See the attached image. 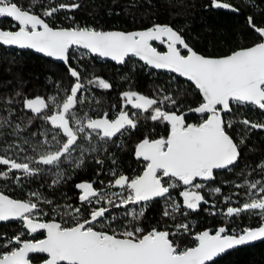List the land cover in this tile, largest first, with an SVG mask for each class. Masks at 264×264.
<instances>
[{
  "label": "snow or ice",
  "instance_id": "snow-or-ice-1",
  "mask_svg": "<svg viewBox=\"0 0 264 264\" xmlns=\"http://www.w3.org/2000/svg\"><path fill=\"white\" fill-rule=\"evenodd\" d=\"M210 5L240 14V9L230 2L210 0ZM80 7L76 0L58 4L56 0H48L47 5L45 0L35 3L28 0L27 6H22L19 0H0V18H11L14 22L8 29L0 28V46L34 49L63 62L74 85L65 90L66 97H49L51 104L39 96L25 97L23 108L36 114L26 122L15 121L14 110L6 107L7 115H0L2 178L15 179L16 171L31 178L54 171L58 179L53 184L67 183V175L60 168L62 165H70L74 170L84 167L85 142L96 138L103 144L122 149V138L131 135L148 119L165 125L167 134L158 138L146 134L136 144L134 157L145 162L140 174H124L115 153L107 155L106 160H94L101 166L96 175L107 174L110 180L75 184L82 193L76 199L83 207L61 210L45 197L43 204L51 206L46 213L37 193H33L36 202H32L10 198L0 191V222L16 220L22 226L14 239L5 240L0 235V241L4 242L0 246V264H33L36 254L40 255V264H213L230 249L264 240V162L257 165L261 179L248 180L245 172L238 173L241 182L233 187L246 191L225 197L222 202L226 210L208 213L227 218L244 214L255 217L256 226L238 231L222 225L214 232L203 230L196 234L189 223L179 219L198 212L202 205L214 209L216 205L210 204L209 199L222 189L215 187L203 195L207 182L214 181L217 172H231L238 166L244 141L237 138L238 142H234L233 122L226 117L233 114L234 107L245 105L264 111V14L259 22L253 16L246 17L247 28L255 36L251 45L237 47L223 56H206L194 50L183 31L170 24L155 23L135 31L103 30L80 26L75 17L69 15L65 19L72 24L59 25L56 19L59 13H71ZM36 8L43 10L37 12ZM154 41L166 45V51L154 47ZM73 48L110 58L120 65L127 64L130 58H138L152 69L167 70L186 78L201 98L196 107L188 109L199 114V121L188 123L185 112L178 114L183 101L171 95L165 94L158 100L131 90L122 93L123 100L147 116L141 118L138 113L130 116L123 108L112 119L106 113H100L101 118L82 115L76 106L78 92L84 89V84L79 68L71 63L70 49ZM96 83L106 90L112 88L103 79ZM16 96L21 93L17 92ZM12 103V100L5 102L6 105ZM53 107L55 113L49 114ZM45 109L49 111H43ZM35 119L50 122L51 127L40 134L43 141L34 140L37 132L29 130ZM242 123L264 130V123H251L247 119ZM6 136L16 137V140L9 143ZM103 144L101 149L107 152ZM88 146L97 151L91 143ZM10 150L12 155H7ZM106 161L114 167H103ZM198 178L200 182H196ZM105 184L118 191L109 194L103 190ZM94 185L102 190L98 191ZM178 189H182L177 191L182 198L180 203L172 196ZM157 199L166 205L162 215L173 222L171 229L146 230L141 226L147 208ZM240 199L244 200L242 204L238 202ZM234 200L236 205L230 206ZM121 209L122 218L113 214ZM114 224L123 226L118 230ZM38 233L44 238L37 239ZM188 234L194 235L195 246L181 248L177 239Z\"/></svg>",
  "mask_w": 264,
  "mask_h": 264
},
{
  "label": "trees",
  "instance_id": "trees-1",
  "mask_svg": "<svg viewBox=\"0 0 264 264\" xmlns=\"http://www.w3.org/2000/svg\"><path fill=\"white\" fill-rule=\"evenodd\" d=\"M35 2L36 0H33V3ZM47 2L48 0H45V5ZM61 2H68V0H56L57 4ZM76 2L81 5L79 9L71 13L61 12L56 17L60 26L67 27L72 24L71 20L65 19L69 15L74 16L80 26L86 25L103 30L131 31L144 29L155 23L170 24L175 29L182 30L190 42V46L206 56H223L237 47L251 45L255 36L247 28L246 17L253 16L259 22L264 14V0H223V2L236 5L240 9V14L216 9L210 5V0H76ZM19 3L22 6H27L28 0H19ZM250 4L251 6H249ZM42 10V8L35 9L37 12ZM12 25L10 20L0 18V28L8 29ZM70 53L73 54L71 63L79 68L82 82L86 88L84 95L80 96L81 91L78 92L79 103L76 107L79 110L82 108L96 109L98 117H100V113H106L108 118L112 119L121 108L128 111L131 116L133 112L131 113L130 109L132 108L122 97V93L129 90L158 100H162L165 94L171 95L177 100L183 101L181 110L196 107L201 99L197 90L190 83L170 73L150 70L134 58H130L125 65L115 66L85 53L84 56L79 57L77 52L72 49ZM101 79L110 83L112 88L103 89L96 83ZM71 86H74L72 78L69 77L68 69L63 64L52 62L28 51H16L0 46V115L6 116V107H11L15 112L13 119L17 122H26V119L33 118L36 114L23 108L25 97L39 96L46 101L53 95L63 98L68 94L65 90ZM17 92H20L21 96H16ZM7 100H12L13 103L6 105ZM161 107L163 109V104ZM43 111L48 112L49 110ZM254 111L251 106L234 107L233 114L226 117L233 122L234 142H238L235 137L236 133L241 135L239 140L244 141L240 147L241 159L234 171H221L211 182V185L222 189L220 194L214 193L209 199L210 204L216 205L214 209L203 206L196 213H191L187 217H179L180 220L191 225L193 233L208 226L223 225L227 222L231 225L230 219L226 216L208 213L212 211L219 213L224 210L226 205L222 201L228 195L236 191H246L233 187L236 183L241 182L238 173L245 172L248 180L262 178L257 165L264 162V131L252 129L242 123L244 119L251 123H264V115ZM51 113L52 110L49 114ZM137 113L141 118L147 116V113L142 110H137ZM48 125L50 126L49 123L35 119L33 128L29 129L37 132V136L33 139L41 141L40 129ZM164 126L150 119L143 120L137 130L122 138L121 143L124 145L122 149H117L111 144L96 143L97 151L85 155L86 163L82 169L74 170L70 165L61 166L60 169L67 175V183L53 184V181L58 179L54 171H48L46 175L39 178L27 177L16 171L15 179L6 180L2 178L3 169H0V191L14 199L32 202H36L33 193H37L46 213L49 212L51 206L43 204L45 197L54 201L61 210L66 209L67 206L70 208L83 207L76 199L80 190L76 189L74 185L97 179H102L105 182L110 180L107 174L99 177L96 175L101 166L94 160H106L107 155L115 153L122 172L128 175V172H131L137 164L133 158L135 144L146 134L151 135L152 138L166 135ZM5 138L9 143L16 140V137L6 136ZM102 144L107 152L101 149ZM6 154L12 155V151L10 150ZM103 167L111 169L114 166L106 161ZM94 187L98 191L100 190V186L94 185ZM104 187L107 185L105 184ZM107 188L104 190L109 192ZM173 194L176 202L180 203L176 199L175 193ZM238 202L242 204L244 200L240 199ZM236 203L237 201L234 200L232 205H236ZM165 208L163 200L155 201L147 208L141 226L146 230L153 227L171 229L173 222L162 215V210ZM118 211H122V209L114 211V214H117ZM177 215L179 216V213ZM44 218L46 219V217ZM236 221L239 225L248 226L258 223L255 217L244 214L237 217ZM122 226L121 224L113 225L118 230ZM18 228H20V224L16 222L0 224V235H3L5 240L11 239ZM177 242L181 248L193 245L191 234L180 236ZM3 243L0 241V246H3ZM213 264H264V240L227 252L215 259Z\"/></svg>",
  "mask_w": 264,
  "mask_h": 264
},
{
  "label": "flooded vegetation",
  "instance_id": "flooded-vegetation-1",
  "mask_svg": "<svg viewBox=\"0 0 264 264\" xmlns=\"http://www.w3.org/2000/svg\"><path fill=\"white\" fill-rule=\"evenodd\" d=\"M157 48H160L159 49V51H163L164 49H163V47L162 46H157ZM126 102V101H125ZM246 106H250V105H246ZM252 108H254V112L255 113H257V114H261V115H264V111H261V110H259L256 106H251ZM136 111V112H134V111ZM188 109H186V110H181V109H179L178 110V114L181 112V111H183V112H185V111H187ZM130 112L132 113L133 112V114L134 113H137V110H135V109H130ZM35 114V113H34ZM186 121L188 122V123H195V122H198L199 121V119H200V117L199 116H197V115H195V114H187L186 115ZM165 128H166V126H164ZM256 130H261V129H256ZM264 131V130H263ZM167 134V133H166ZM235 137L236 138H240L241 137V135L240 134H238V133H236V135H235ZM140 141V140H139ZM138 141V142H139ZM98 142H100V141H91L90 143H91V145H95L96 143H98ZM137 142V143H138ZM103 143V142H102ZM136 143V144H137ZM135 144V145H136ZM135 147V146H134ZM133 158H134V156H133ZM134 160L137 162V164L135 165V167H133L132 168V170H131V172H128V175H130V176H134V175H136V174H140V173H142V171H143V169H144V166H145V162H143L142 160H136L135 158H134ZM221 172V171H220ZM217 173H219V172H217ZM216 173V174H217ZM216 174H215V177H216ZM167 177H165L164 178V180L165 181H167ZM196 182H200V180H199V178H198V180L196 181ZM211 182L212 181H208L207 182V187H205V189L202 191V193L201 194H203V195H207L208 194V192L210 191V189H213V188H215V187H217V186H213V185H211ZM237 184V183H236ZM107 185V184H106ZM108 187V186H107ZM107 187H104V189L105 188H107ZM103 189V190H104ZM109 191H118V189L117 188H107ZM100 190H102L101 188H100ZM179 190H182V189H178V190H176V191H173L172 192V196L174 195L173 193H175V197H177L176 199L178 200V202H181V200H182V198L181 197H179L178 195H177V191H179ZM80 194H82L80 191H79V195ZM214 194V193H213ZM157 200H160V199H157ZM156 200V201H157ZM23 201H25V200H23ZM231 206H235V205H231ZM201 208H203V205H202V207ZM224 210H226V208L224 209ZM243 215V214H242ZM222 217H224V216H222ZM237 218V217H236ZM236 218H228V219H230L229 221L231 222L230 224L231 225H229L228 224V222L227 223H225L227 226H228V228H230V229H232V228H235L236 230H240V229H242L243 227H246V226H248V225H239V223H237V221H236ZM9 222H16V223H18V224H20V222L19 221H16V220H10V221H7V222H2V223H0V224H7V223H9ZM225 224H223V225H225ZM257 225V224H256ZM256 225H252V226H256ZM220 226H222L221 224L220 225H216V226H208V227H205V228H203V229H201V230H199V231H197V232H195L196 234L197 233H199V232H201V231H203V230H205V229H210V230H212L213 232H214V230L215 229H217L218 227H220ZM151 229V228H150ZM150 229H148V230H150ZM21 230H22V226H21V224H20V228H18L15 232H16V234H19L20 232H21ZM15 234V235H16ZM15 235L11 238V239H14V237H15ZM27 235V234H26ZM27 238H31V235H27ZM36 238L37 239H42V238H44V236L43 235H41V234H36ZM191 238H192V242H193V245L192 246H194L195 245V243H196V241L193 239V234H191ZM191 246V247H192ZM190 247V246H189ZM33 264H40V255L39 254H36V255H34V257H33Z\"/></svg>",
  "mask_w": 264,
  "mask_h": 264
},
{
  "label": "water",
  "instance_id": "water-1",
  "mask_svg": "<svg viewBox=\"0 0 264 264\" xmlns=\"http://www.w3.org/2000/svg\"><path fill=\"white\" fill-rule=\"evenodd\" d=\"M6 19H8V20H10L12 23H14L12 20H11V18H6ZM145 29V28H144ZM112 30H117V29H112ZM137 30H142V29H137ZM131 31H135V30H131ZM153 46L154 47H157V46H162L163 47V51H166V45H163V44H160L159 42H157V41H154L153 42ZM1 47H3V48H7V49H12V50H16V51H28V52H31V53H33V54H35V55H38V56H41V57H43V58H45V59H47V60H50V61H52V62H55V63H59V64H63L64 66H65V64L63 63V62H60V61H57V60H55L54 58H49V57H47V56H45L44 54H42V53H38V52H36L34 49H19L18 47H15V46H1ZM74 49V48H73ZM77 49H79V50H83V51H85L89 56H91V57H94V58H97V59H100V60H102V61H106V62H109V63H111V64H113V65H115V66H121L120 64H117L116 62H113V61H111L110 60V58H101V57H99V56H97V55H95V54H93V53H90V52H88L87 50H85V49H82V48H77ZM158 49V48H157ZM71 50V49H70ZM162 51V52H163ZM136 61H138V58H134ZM138 62H140V61H138ZM141 64H143V62H140ZM144 65V64H143ZM145 66V65H144ZM66 67V66H65ZM148 69H150V70H153V71H156V72H166V73H170V74H172L173 76H175V77H177V78H180V79H183V80H185L186 82H188V83H190L193 87H194V85L191 83V82H189V81H187V79L186 78H181V77H179L178 76V74H174V73H171V72H169V71H167V70H155V69H152L150 66H146ZM67 68V67H66ZM194 89L195 90H197L195 87H194ZM197 92H198V90H197ZM185 113H186V115L187 114H195V113H191L190 111H185ZM195 115H197V116H199V114H195ZM136 146V145H135ZM135 148V147H134ZM133 156H134V149H133ZM135 158V157H134ZM136 159V158H135ZM137 160V159H136ZM10 197V196H9ZM10 198H12V197H10ZM23 201V200H22ZM0 223H2V222H0ZM205 230H210V229H205ZM198 234V233H197ZM193 239H194V235H193ZM195 240V239H194ZM258 241H261V240H257V241H254V242H251V243H249V244H245V245H241V246H237V247H235V248H233V249H230V250H228L227 252H230V251H232V250H234V249H236V248H239V247H243V246H247V245H251V244H253V243H256V242H258ZM195 246V245H194ZM193 247V246H192ZM226 252V253H227ZM226 253H224V254H226ZM224 254H222V255H224ZM221 255V256H222ZM217 258H219V257H217ZM216 258V259H217Z\"/></svg>",
  "mask_w": 264,
  "mask_h": 264
},
{
  "label": "rangeland",
  "instance_id": "rangeland-1",
  "mask_svg": "<svg viewBox=\"0 0 264 264\" xmlns=\"http://www.w3.org/2000/svg\"><path fill=\"white\" fill-rule=\"evenodd\" d=\"M72 50H75L76 52H77V55L79 56V57H82V56H84L85 54H87L85 51H83V50H79V49H77V48H74V49H72ZM85 53V54H84ZM83 90V91H82ZM81 90V93H80V96H82V95H84V92L86 91V88H85V85H84V89H82ZM46 103H48V104H51L52 103V101L49 99V100H47L46 101ZM55 108L53 107L52 108V113L51 114H54L55 113ZM80 112H81V114L82 115H87V116H90L91 118H101V117H98L97 116V111H96V109H93V108H91V109H89V110H87V109H84V108H82V110H80ZM135 112V111H134ZM49 124H50V122H49ZM51 127V125L49 126H46V127H43L42 129H40V133H43L44 131H45V129H48V128H50ZM43 139H44V137L41 135V141H43ZM92 141H98V139H96V138H94ZM89 143L90 142H85L84 143V145H83V147H84V149H85V153L86 154H88L89 152H92V150L89 148ZM93 147H95L96 148V144L95 145H92ZM85 154V155H86ZM75 155L76 154H74V157H75ZM60 171L61 172H63V170L62 169H60ZM115 192H117V191H109V194H112V193H115ZM75 207H79V206H75ZM133 207H139V205H134ZM72 208V207H71ZM71 208L70 207H66V209H68V210H71ZM259 210H257V212H258ZM114 214V213H113ZM114 215H117V216H119V217H123V215H124V212H123V210L122 211H118L117 212V214H114ZM125 223H127V222H125Z\"/></svg>",
  "mask_w": 264,
  "mask_h": 264
}]
</instances>
